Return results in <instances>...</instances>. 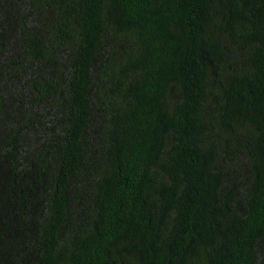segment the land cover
<instances>
[{
  "label": "trees",
  "instance_id": "16d2710c",
  "mask_svg": "<svg viewBox=\"0 0 264 264\" xmlns=\"http://www.w3.org/2000/svg\"><path fill=\"white\" fill-rule=\"evenodd\" d=\"M0 264H264V0H0Z\"/></svg>",
  "mask_w": 264,
  "mask_h": 264
}]
</instances>
